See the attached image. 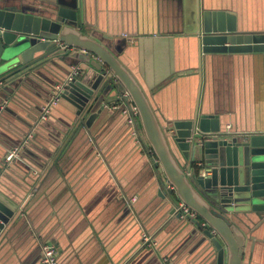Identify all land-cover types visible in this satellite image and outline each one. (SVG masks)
Listing matches in <instances>:
<instances>
[{
  "label": "crops",
  "instance_id": "1",
  "mask_svg": "<svg viewBox=\"0 0 264 264\" xmlns=\"http://www.w3.org/2000/svg\"><path fill=\"white\" fill-rule=\"evenodd\" d=\"M201 2L207 9L235 14L241 33H264V0ZM199 3L89 0V20L98 23L103 34H126L130 48L123 60L166 127L193 116L200 98L201 110L218 114L222 129L232 125L241 134L264 132V53L206 56L195 71L198 43L192 36L197 26L191 19ZM81 67L83 79L88 67ZM48 76L51 82L59 79ZM46 84L17 90L0 126V191L24 210L0 238V264H42V248L51 240L60 250L61 264H216V252L209 248L194 253V242L182 248L189 227H177L165 236L164 227L156 229L151 236L160 238L162 254H144L142 249L149 247L144 244L131 254L140 239L124 198L137 197L135 218L147 224L157 203L151 162L155 157L146 150L142 128L143 152L129 133L126 115L116 114L118 104L110 106L108 121L80 129L69 115L75 109L63 101L50 129L36 132L30 124L38 125L34 119L48 97ZM23 138L30 140L21 147L26 163L8 162V147ZM103 165L108 172L101 171ZM245 264H264V231Z\"/></svg>",
  "mask_w": 264,
  "mask_h": 264
},
{
  "label": "water",
  "instance_id": "2",
  "mask_svg": "<svg viewBox=\"0 0 264 264\" xmlns=\"http://www.w3.org/2000/svg\"><path fill=\"white\" fill-rule=\"evenodd\" d=\"M89 17V0H0V126L10 108L8 101H15V92L26 91L25 87L35 82H47L48 93L34 119L38 125L30 124L36 132L50 129L55 110L63 101L75 109H70L69 115L72 125L80 129H92L97 121L107 120L110 106L118 104L116 114L126 115L138 149H145L140 144L142 128L146 150L150 148L155 157L151 162L157 203L152 222L135 218L137 202L130 205L132 198H124L125 211L139 231L138 248L131 254L142 248L146 233L151 236L164 227L165 236L177 227H189L182 248L194 242V253L208 248L215 251L216 264H245L250 247L255 248L264 231V132L221 135L220 116L201 110L200 98L193 116L174 120L166 127L147 91L123 60L130 48L126 34L98 32V23L92 24ZM236 17L227 10L207 9L200 0L191 19L197 26L192 36L198 43L195 71L203 67L206 56L264 53V33L239 32ZM81 64L88 67L85 78L66 84L71 67ZM48 75L59 79L51 82ZM58 85L64 86L61 100L45 116L43 107ZM202 92L201 81L200 96ZM131 118L135 124L128 123ZM27 140L9 146L6 156L20 148L16 160L26 163L27 153L21 147ZM101 171L108 172L107 166H101ZM181 203L196 211L199 218L181 220L177 212ZM20 206L0 191V238L23 214ZM154 239V245L142 249L144 254L161 253V240ZM199 255L204 254L193 256Z\"/></svg>",
  "mask_w": 264,
  "mask_h": 264
},
{
  "label": "built area",
  "instance_id": "3",
  "mask_svg": "<svg viewBox=\"0 0 264 264\" xmlns=\"http://www.w3.org/2000/svg\"><path fill=\"white\" fill-rule=\"evenodd\" d=\"M62 48H68L65 44H61ZM84 52V51H83ZM84 73V68L81 67V65L78 66H73L70 69V74L68 75L66 84L79 79ZM64 89L63 85H58L55 90H54V95L52 97V99L50 100V102L43 107V112L44 115L46 116L49 112L50 109L57 105L60 102V94L62 92V90ZM128 113V111H126ZM138 111L135 108V115L137 116ZM44 116V117H45ZM131 124H135V120L133 118L130 119L129 121ZM239 133L237 130H234L232 125H227L222 131H221V135H225V134H237ZM134 135H138L136 132H134ZM212 136H207L208 139H211ZM20 152L21 149L17 148L12 150L9 155L7 156V161L8 162H12L13 160H15L16 158H18L20 156ZM137 201V197H133L129 204L132 205ZM177 212H179L181 214V218L185 219V220H192V219H198L199 215L196 211L192 210L190 207H188L186 204L181 203L179 209L177 210ZM143 244L145 246H149L151 247L153 244V237L145 234L144 235V240H143ZM41 263L42 264H61L60 262V250L59 248L54 245L53 243H46L44 244L43 248H42V256H41Z\"/></svg>",
  "mask_w": 264,
  "mask_h": 264
}]
</instances>
